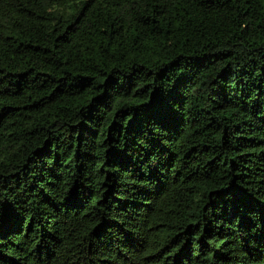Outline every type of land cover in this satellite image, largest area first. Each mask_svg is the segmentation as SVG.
Returning a JSON list of instances; mask_svg holds the SVG:
<instances>
[{
	"label": "trees",
	"instance_id": "trees-1",
	"mask_svg": "<svg viewBox=\"0 0 264 264\" xmlns=\"http://www.w3.org/2000/svg\"><path fill=\"white\" fill-rule=\"evenodd\" d=\"M0 264H264V0H0Z\"/></svg>",
	"mask_w": 264,
	"mask_h": 264
}]
</instances>
